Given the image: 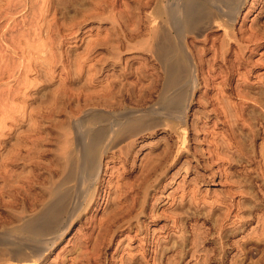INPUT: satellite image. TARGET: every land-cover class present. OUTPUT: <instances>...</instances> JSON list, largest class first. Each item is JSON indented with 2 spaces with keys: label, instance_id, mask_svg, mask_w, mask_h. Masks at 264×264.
I'll use <instances>...</instances> for the list:
<instances>
[{
  "label": "rangeland",
  "instance_id": "obj_1",
  "mask_svg": "<svg viewBox=\"0 0 264 264\" xmlns=\"http://www.w3.org/2000/svg\"><path fill=\"white\" fill-rule=\"evenodd\" d=\"M67 1L0 0V230L52 200L70 167L69 154H78V120L89 109L93 113L116 107L141 109L157 99L158 92L149 93L157 66L151 53L155 0ZM215 29L188 38L194 55L197 48L202 55L196 59L204 61L197 63L201 71L209 82L216 79V86L204 82L195 92L185 143L166 127L119 137L102 160L106 187L97 194L99 203L92 201L82 209L48 255L32 264H264V106L260 105L264 102V0H247L235 21L236 39L245 40V49L236 43L218 52L222 38L213 39L223 37V30L205 41L206 33ZM119 90L125 95L119 92L124 97L117 100ZM108 94H115L111 100L119 103H108ZM222 95L229 99L219 102ZM238 104L248 108L249 117L243 113L242 122L226 115ZM64 139L74 146L66 141L65 145ZM165 147L173 151L168 165ZM65 152L69 159L67 167L64 159L63 170L60 156ZM155 160L162 161L163 173L160 168L153 185L143 190L145 186L138 184L148 174L146 167L158 164ZM134 197L139 206L144 201L142 207H131ZM10 263L14 264L0 260V264Z\"/></svg>",
  "mask_w": 264,
  "mask_h": 264
},
{
  "label": "bare ground",
  "instance_id": "obj_2",
  "mask_svg": "<svg viewBox=\"0 0 264 264\" xmlns=\"http://www.w3.org/2000/svg\"><path fill=\"white\" fill-rule=\"evenodd\" d=\"M21 1V0H20ZM46 1V0H44ZM100 1V0H99ZM247 0H155V6H154V22L152 25L153 32H152V51L155 61H157L156 66V72L155 77L153 79L151 89L148 91L151 93V95L154 96V92H158V97L156 96V100L154 99L153 103H149L147 106H142L141 109H123L117 107L115 109H112V111L109 110L105 113H93L89 112L90 109L87 111L85 109L84 116L82 115V118L79 123V128L77 127V124L75 127H77V151L78 154L75 156L69 154L70 158V167L68 168V171L63 173L62 179L59 182V186H55L54 194L52 200L46 204V206H42L43 208L36 212L35 214L23 218L21 217L22 221L19 222L16 225H12L8 228H5L3 230H0V260H9V262H13L14 264H32L36 260L41 259L43 256H45L52 248L54 244H56L57 240L65 234V231L70 227L73 220L79 216V213L82 209L87 208L90 203L93 201L94 203H99V197L97 194L103 190V187L105 188V180L101 177L102 172V166H103V157L107 150L110 148V146L119 138L122 136H129L132 135H138L139 133L145 132V131H153L157 129L158 127H166L171 129L173 132L179 133V135L182 136L183 144L185 143V133L187 129V116H188V109L190 107V104L195 96V92L197 89L203 85L205 82L208 86H216V79L210 80L212 82H209L204 75V71L202 72L200 69V66L197 64L199 61L201 63H204V61L200 58L202 55H199V48H197V54L194 55L193 49L189 45L188 38L189 37H195V35H202V33H205L209 29L216 28L215 30H212L211 32L206 33L205 41H209L211 38L213 39L212 35H216L219 30L224 31V36H217L214 38V42L217 40H220L221 38V45L218 52H223L227 48V45L230 44H240L239 46L241 49H245V44L243 38H241V42H239L236 31L233 29L235 25L236 19L239 17V14L245 5ZM12 2V0H11ZM50 2V1H49ZM66 2H68L66 0ZM80 2V1H79ZM97 2V1H96ZM102 2V1H101ZM13 3V2H12ZM147 3V2H146ZM16 4V2H15ZM18 4V3H17ZM78 4V3H77ZM83 4V3H82ZM6 5V3H5ZM44 5V4H43ZM12 6V5H11ZM15 6V5H13ZM86 6V5H85ZM95 6V5H94ZM93 6V7H94ZM4 7V6H3ZM57 7V6H56ZM81 7V6H80ZM40 8V7H39ZM89 8V7H88ZM42 9V8H41ZM87 9V8H86ZM43 11V10H42ZM41 11V12H42ZM79 11V10H78ZM45 13V12H44ZM149 17V16H147ZM153 18V17H152ZM141 20V19H140ZM149 20V19H148ZM153 21V19H151ZM239 20V19H238ZM150 21V20H149ZM151 21V22H152ZM149 22V23H151ZM142 23V22H141ZM41 26V25H40ZM43 27V26H42ZM41 29V28H40ZM263 30V29H261ZM244 32V31H243ZM150 33V32H149ZM263 34V33H262ZM149 36V35H148ZM240 36V35H239ZM117 37V36H116ZM119 37V36H118ZM244 37V36H243ZM196 38V37H195ZM258 38V37H256ZM251 39V37H250ZM122 40V39H121ZM146 40V39H145ZM144 40V41H145ZM248 41V39H246ZM110 41V40H109ZM148 41V40H147ZM145 41V43L147 42ZM199 41V40H198ZM106 42V41H105ZM112 42V41H111ZM110 42V43H111ZM193 42V41H192ZM191 42V43H192ZM196 43V41L194 40ZM204 42V41H203ZM213 42V41H212ZM109 43V42H108ZM246 43V42H245ZM248 43V42H247ZM246 43V45H247ZM194 44V43H193ZM111 45V44H110ZM116 45V44H113ZM112 45V46H113ZM142 45V44H141ZM198 45V44H197ZM213 45V44H211ZM50 46V45H49ZM195 44L193 45L194 48ZM215 45H213L214 47ZM219 46V45H217ZM47 47V46H46ZM151 47V46H150ZM197 47V46H196ZM212 47V48H213ZM232 47V46H231ZM248 47V46H246ZM250 47V46H249ZM148 48V47H147ZM217 48V47H216ZM45 49V48H44ZM113 49V48H112ZM149 49V48H148ZM204 50H207V46L203 47ZM229 49V48H228ZM235 49V48H234ZM252 49V48H251ZM143 50V49H142ZM147 50V49H146ZM52 51V50H51ZM217 51V50H215ZM227 51H230L227 50ZM226 51V53H227ZM143 52V51H142ZM202 52V50H201ZM238 52V51H237ZM112 53V51H111ZM196 53V52H195ZM216 53V52H215ZM244 53V52H243ZM119 54V53H118ZM218 54V53H217ZM223 54V53H222ZM51 55V54H50ZM113 55V54H112ZM152 55V54H151ZM219 55V54H218ZM221 55V54H220ZM197 56H200L197 59ZM216 56V55H215ZM111 57V56H110ZM214 57V56H213ZM200 59V60H199ZM149 60V58H148ZM215 60V59H214ZM224 60V59H223ZM203 61V62H202ZM232 61V60H231ZM199 62V63H200ZM259 63V62H258ZM32 65V64H30ZM151 65V64H150ZM202 65V64H201ZM210 65V64H209ZM140 66V65H139ZM205 66V65H204ZM232 66V65H231ZM82 68V67H81ZM205 68V67H204ZM209 68V67H208ZM80 69V68H79ZM237 69V68H236ZM83 70V69H82ZM90 70V69H89ZM141 70V69H140ZM224 70V69H222ZM84 71V70H83ZM221 71V70H220ZM144 72V71H143ZM146 72V71H145ZM145 72L143 73L145 75ZM202 72V73H201ZM223 72V71H222ZM90 73V72H89ZM131 73V72H130ZM154 73V72H153ZM152 73V74H153ZM221 73V72H219ZM227 73V72H226ZM236 73V72H235ZM238 73V72H237ZM120 74V73H119ZM124 74V73H123ZM140 74V81L143 80L144 75ZM201 74L203 75L201 77ZM224 74V73H223ZM89 75V74H88ZM115 75V74H114ZM138 75V74H137ZM149 75V74H148ZM220 75V74H219ZM230 75V74H228ZM226 75V76H228ZM233 75V74H232ZM240 75V74H239ZM246 75V74H245ZM91 76V75H90ZM94 76V74H93ZM118 76V75H117ZM125 76V74H124ZM224 76V77H226ZM247 76V75H246ZM261 76V75H260ZM92 77V76H91ZM121 77V76H119ZM221 77V76H220ZM241 77V76H240ZM80 78V77H79ZM117 78V77H116ZM114 79V81L116 80ZM209 78V77H208ZM212 78H215L212 76ZM223 78V77H222ZM261 78V77H260ZM90 79V78H89ZM93 79V77L91 78ZM90 79V80H91ZM120 79V78H119ZM224 79V78H223ZM228 79V78H227ZM245 79V77H244ZM247 79V78H246ZM107 81V80H106ZM219 81V80H218ZM226 81V80H225ZM248 81V80H247ZM108 82V81H107ZM110 82V81H109ZM122 82V80H121ZM138 82V81H137ZM262 82V81H261ZM114 83V82H113ZM129 83V82H128ZM132 83V82H131ZM237 83V82H236ZM122 84V83H121ZM130 84V83H129ZM120 85V84H119ZM140 85V83H139ZM218 85V84H217ZM240 85V84H239ZM107 86V84H106ZM105 86V87H106ZM113 86V84H112ZM148 87V85H146ZM220 86V85H219ZM237 86V84H236ZM251 86V85H250ZM249 86V87H250ZM103 87V86H102ZM109 87H111L109 85ZM115 87V85H114ZM117 87L118 86L117 84ZM143 87V86H141ZM234 87V86H233ZM240 87V86H239ZM238 87L237 90L240 88ZM248 87V86H247ZM112 88V87H111ZM110 88V89H111ZM123 88V86L121 87ZM223 88V87H222ZM243 88V87H242ZM255 88V87H254ZM82 89V88H81ZM80 89V90H81ZM87 89V88H86ZM89 89V88H88ZM106 89V88H105ZM109 88L106 90H110ZM233 89V88H232ZM91 90V89H90ZM99 90V89H98ZM105 90V91H106ZM118 90V89H117ZM123 89H121L122 91ZM219 90V88H218ZM235 90V89H234ZM247 90V88H245ZM249 90V89H248ZM82 91V90H81ZM84 91V89H83ZM86 91V90H85ZM101 91V90H100ZM99 91V92H100ZM111 94L113 93V90H111ZM115 91V90H114ZM121 91L119 90L115 96H119L121 94ZM242 91V90H240ZM94 92V90H93ZM98 92V91H97ZM108 92V91H107ZM120 94L118 95V93ZM237 92V91H236ZM239 92V91H238ZM242 95L246 96V93H243ZM247 94L251 91H246ZM66 93V91H65ZM91 93V92H90ZM96 93V92H95ZM106 93V92H105ZM124 95V91L122 92ZM148 93V95H149ZM257 93V92H256ZM255 93V94H256ZM261 92L260 94H262ZM57 94V93H56ZM121 94V95H123ZM240 94V93H239ZM254 94V93H253ZM70 95V94H69ZM96 95V94H95ZM106 95V94H105ZM143 95V94H142ZM230 95V94H229ZM241 95V94H240ZM241 95V97H242ZM251 95V93H250ZM264 94H262L263 96ZM56 96V95H55ZM66 96V95H65ZM76 96V95H74ZM104 96V95H103ZM107 96L110 97L108 94ZM106 96V98H108ZM141 96V95H139ZM144 96V95H143ZM202 96V95H201ZM218 96V95H217ZM252 96V95H251ZM63 97V96H62ZM96 97V96H94ZM105 97V96H104ZM111 97L109 100H111ZM120 97V96H119ZM118 97V98H119ZM122 98L124 96H121ZM120 97V98H121ZM250 97V96H249ZM260 97V96H259ZM65 98V97H64ZM78 98V97H77ZM117 98V100H118ZM139 97L137 96V99ZM245 98V97H244ZM248 96H246V99ZM263 98V97H262ZM59 99V98H58ZM86 99V98H85ZM88 99V98H87ZM92 99V98H91ZM95 99V98H94ZM103 99V98H102ZM144 99V98H143ZM143 99H141V102ZM216 99V98H215ZM219 102L222 100H228L224 99L223 95L222 97H218ZM216 99V100H217ZM249 99V98H248ZM251 99V97H250ZM264 99V98H263ZM262 99V100H263ZM106 100V99H105ZM113 100V99H112ZM111 101H108V103L112 104ZM140 101V99H138ZM138 100H136L138 102ZM147 100V99H145ZM212 100V99H211ZM57 101V100H55ZM59 101V100H58ZM114 102L119 103L118 101H115V98L113 100ZM205 101V100H204ZM260 101V100H259ZM99 102V101H98ZM114 106L116 103H114ZM212 102V101H211ZM224 102V101H223ZM222 102V103H223ZM230 102V101H229ZM227 103L226 105L230 104ZM261 102V101H260ZM92 103V102H91ZM95 103V102H93ZM139 103V102H138ZM221 103V104H222ZM238 103V102H237ZM236 103V104H237ZM247 103V102H246ZM60 104V103H59ZM98 104V103H97ZM106 104V102H105ZM104 104V105H105ZM120 104H122L120 102ZM143 104V103H142ZM224 104V103H223ZM235 104V103H234ZM233 104V105H234ZM242 104V103H241ZM239 105L231 114L229 112L226 114V110H224L225 114L229 117L235 118L237 121H240L242 118V115H245L247 113L248 108H246L243 105ZM258 104V103H257ZM25 105V104H24ZM83 105V104H82ZM109 105V104H107ZM119 106V104H117ZM140 105V104H138ZM137 105V106H138ZM219 105V104H218ZM232 105V104H231ZM260 105L264 106V102H262ZM20 106V105H19ZM76 106V105H75ZM95 106V105H94ZM141 106V105H140ZM222 106V105H220ZM236 106V105H235ZM34 107V106H33ZM37 107V106H36ZM67 107V106H66ZM92 107V106H91ZM110 107V105H109ZM112 107V106H111ZM224 108V106H222ZM23 108V107H22ZM39 108V107H37ZM84 108V107H83ZM113 108V107H112ZM216 108V107H214ZM227 109V107L225 106ZM224 108V109H225ZM230 108V106H229ZM228 108V109H229ZM233 108V107H231ZM25 109V108H24ZM33 109V108H32ZM41 109V108H40ZM43 109V107H42ZM67 109V108H66ZM78 109V108H77ZM217 109V108H216ZM215 109V111H216ZM31 110V109H30ZM36 110V109H35ZM48 110V109H47ZM60 110V109H59ZM82 110V109H81ZM95 110V109H94ZM107 110V109H106ZM223 110V109H222ZM253 110V109H252ZM251 110V111H252ZM17 111V110H16ZM15 111V112H16ZM39 111V110H38ZM64 111V110H63ZM79 111V109H78ZM97 110H95L96 112ZM256 111V110H255ZM263 111V110H262ZM261 111V112H262ZM74 112V111H72ZM71 112V113H72ZM99 112V111H98ZM197 112V111H196ZM212 112V111H211ZM246 112V113H245ZM249 112V111H248ZM253 112V111H252ZM260 113V116L261 115ZM14 113V112H13ZM12 113V114H13ZM27 113V112H26ZM25 113V114H26ZM31 113V112H30ZM56 113H58L56 111ZM68 113V112H67ZM76 113V112H75ZM223 113V112H222ZM245 113V114H243ZM255 112H253L254 114ZM263 113V112H262ZM47 114V113H46ZM224 114V115H225ZM253 117V114L250 113ZM42 115V114H41ZM50 115V114H49ZM55 115V114H54ZM220 115V114H219ZM225 115V116H226ZM247 115V114H246ZM245 115V116H246ZM258 115V114H257ZM257 115L255 116L257 118ZM25 116V115H24ZM33 116V115H32ZM201 116V115H200ZM199 116V117H200ZM244 116V119H246ZM248 116V115H247ZM13 117V116H12ZM230 117V118H231ZM249 117V116H248ZM247 117V118H248ZM14 118V117H13ZM22 118V117H21ZM33 118V117H32ZM227 118V117H226ZM232 118V119H233ZM254 118V117H253ZM253 118L252 121L254 120ZM234 119V120H235ZM243 119V120H244ZM14 120V119H13ZM62 120V119H61ZM68 120V119H67ZM76 120V119H74ZM195 120V119H194ZM222 120V119H221ZM228 120V119H227ZM236 123L237 121H234ZM250 120V119H249ZM247 120V121H249ZM259 120V119H258ZM34 121V120H33ZM32 121V122H33ZM215 121V120H214ZM232 122V120H230ZM14 122V121H13ZM17 122V121H16ZM22 122V121H21ZM68 122V121H67ZM73 122V121H72ZM71 122V123H72ZM242 122V120H241ZM251 122V120L249 121ZM247 122V125L252 124V122L249 124ZM255 122V121H254ZM216 123V122H215ZM231 123L233 127H235V124ZM240 123V122H239ZM244 123V122H243ZM246 123V122H245ZM260 123V122H259ZM264 123V122H263ZM262 123V124H263ZM14 124V123H13ZM60 124V123H59ZM234 124V125H233ZM238 124V122H237ZM236 124V125H237ZM255 124V123H254ZM252 124V125H254ZM20 125V124H19ZM18 125V126H19ZM30 125V124H29ZM69 125V124H68ZM74 125V124H72ZM218 125V124H217ZM228 125V124H227ZM241 125V124H240ZM246 125V124H245ZM257 125V124H256ZM256 125L254 128H256ZM32 126V125H31ZM35 126V125H33ZM211 126V125H210ZM251 126V125H250ZM63 128V126H61ZM208 127V126H207ZM233 127H231L233 129ZM243 127V126H242ZM247 127V126H246ZM258 127V126H257ZM196 128V127H195ZM241 128V126H240ZM14 129V128H13ZM31 129V128H30ZM198 129V128H197ZM251 129V128H250ZM253 129V127H252ZM258 129V128H257ZM12 130V129H11ZM63 130V129H62ZM206 130V129H205ZM255 131V130H254ZM254 131L253 134H254ZM13 132V131H12ZM198 132V131H197ZM236 132V131H235ZM75 133V132H73ZM150 133V132H149ZM216 133V132H215ZM256 133V132H255ZM20 135V134H19ZM70 135V134H68ZM67 136V135H66ZM226 136V135H225ZM62 137V136H61ZM243 137V136H242ZM60 138V137H59ZM74 138V137H73ZM211 138V137H210ZM62 139V138H61ZM59 139V140H61ZM68 139V138H67ZM71 139V138H70ZM126 139V138H125ZM177 140V139H176ZM229 140V139H228ZM251 140V139H250ZM64 139V143H65ZM72 141V139H71ZM134 141V140H133ZM136 141V140H135ZM19 142V141H18ZM69 141H66L68 143ZM132 142V141H131ZM179 142V140L177 141ZM17 143V142H16ZM15 143V144H16ZM62 143V144H64ZM65 143V145H67ZM119 143V142H118ZM129 143V142H128ZM216 143V142H215ZM220 143V142H219ZM238 143V142H237ZM14 144V143H13ZM61 144V145H62ZM72 144V143H71ZM75 144V143H74ZM132 144V143H131ZM218 144V143H217ZM222 144V143H221ZM225 144V143H224ZM230 144V143H229ZM247 144V143H246ZM250 144V143H249ZM70 145V142H69ZM68 145V146H69ZM73 145V144H72ZM70 145V146H72ZM128 145V144H127ZM168 145V144H167ZM166 145V146H167ZM223 145V144H222ZM16 146V145H15ZM19 146V145H18ZM69 146V147H70ZM74 146V145H73ZM170 146V145H168ZM237 146V145H236ZM22 147V146H20ZM123 147V146H122ZM184 146L181 145L178 151H181V149ZM244 147V146H243ZM248 147V146H247ZM252 147V146H250ZM11 148V147H10ZM9 148V149H10ZM129 148V147H128ZM212 148V147H211ZM229 148V147H228ZM62 149V147H61ZM69 149V148H68ZM113 149V148H112ZM166 149V147H165ZM164 149V150H165ZM172 149V147H171ZM171 149H166V153L162 152L166 155L165 165H168L170 159L173 157V151ZM174 149V148H173ZM244 149V148H243ZM255 149V148H254ZM253 149V150H254ZM13 150V149H12ZM58 150V149H57ZM75 150V148L70 149ZM213 150V149H212ZM229 150V149H228ZM11 151V150H10ZM63 149L60 150V154L62 153ZM67 152V148L65 149ZM129 151V149H128ZM218 151V150H217ZM223 151V150H222ZM22 152V151H21ZM66 155H61V168L64 170V159L65 163L67 161L68 166V157L67 153ZM70 152V151H69ZM219 152V151H218ZM73 153V152H72ZM180 153V152H179ZM178 153V154H179ZM18 154V152H17ZM16 154V155H17ZM20 154V153H19ZM59 154V155H60ZM152 154V152H151ZM214 154V153H213ZM220 154V153H219ZM253 154V153H252ZM13 155V154H12ZM156 155V154H154ZM153 155V156H154ZM163 155V154H161ZM160 155V156H161ZM244 155V154H243ZM251 155V154H250ZM15 156V155H14ZM25 156V155H24ZM23 156V157H24ZM65 156V157H64ZM129 156V155H128ZM150 156V155H149ZM157 156V155H156ZM159 156V155H158ZM177 156V155H176ZM212 156V155H211ZM223 156V155H222ZM262 156V155H261ZM27 157V156H26ZM66 157L68 159H66ZM12 158V157H11ZM19 158V157H18ZM150 158V157H149ZM152 158V157H151ZM164 158V157H163ZM163 158H159L162 160ZM14 158H12L13 160ZM60 159V158H59ZM173 159V158H172ZM25 160V159H24ZM129 160V159H128ZM153 160V158H152ZM232 160V159H231ZM59 161V160H58ZM159 160H155L154 162L158 163ZM152 161H150L151 163ZM162 162V161H161ZM159 162V163H161ZM17 163V162H16ZM57 163V162H56ZM152 164L150 167H146L145 171L148 173L145 179H142L141 182L138 184L139 186L144 185L145 187L141 186V189L144 188L148 189L151 185H153V182L157 179V175L159 174L158 171L161 167H163L160 164ZM210 163V162H209ZM60 164V163H58ZM149 164V162H148ZM150 165V164H149ZM164 165V163H163ZM164 165V166H165ZM59 166V165H58ZM58 168V167H57ZM60 168V166H59ZM144 169V168H143ZM162 169V168H161ZM58 170V169H57ZM56 170V171H57ZM62 170V171H63ZM67 169H65L66 171ZM59 172V171H58ZM160 172V171H159ZM145 173V174H146ZM163 173V169H162ZM59 174V173H58ZM13 175V174H12ZM11 176V175H10ZM56 176V175H55ZM24 177V176H23ZM140 177V176H139ZM18 178V177H17ZM59 178V177H58ZM142 178V177H141ZM17 180V179H16ZM140 180V179H139ZM16 182V181H14ZM73 183H76L73 185ZM13 184V183H12ZM109 184V183H108ZM128 184V183H127ZM131 184V183H130ZM16 185V184H15ZM19 184H17L18 186ZM136 186V184H134ZM137 185V186H138ZM122 186V185H121ZM126 186V185H125ZM132 186V185H131ZM138 186V187H139ZM14 187V184H13ZM108 187V185H107ZM124 187V186H123ZM128 187V186H127ZM130 187V186H129ZM17 188V187H16ZM118 188V187H117ZM131 188V187H130ZM12 189V187H11ZM45 190V189H44ZM52 190V188H51ZM40 191V190H39ZM147 191V190H146ZM13 192V191H12ZM15 192V191H14ZM44 192V191H43ZM42 192V193H43ZM53 192V191H52ZM19 193V192H18ZM48 193V192H47ZM46 193V194H47ZM50 193V192H49ZM48 193V194H49ZM144 193V192H143ZM45 194V193H44ZM122 194V193H121ZM120 194V195H121ZM124 194V193H123ZM137 194V193H136ZM11 195V194H10ZM133 195V194H132ZM143 194H141L142 196ZM52 196V193H51ZM104 196V195H103ZM102 196V197H103ZM131 196V195H130ZM135 196V195H134ZM137 196V195H136ZM16 197V196H15ZM47 197V196H46ZM121 197V196H119ZM128 197V196H127ZM133 197V196H132ZM192 197V196H191ZM197 197V196H196ZM36 198V197H35ZM41 198V196H40ZM49 198V197H48ZM47 198V199H48ZM118 198V197H117ZM116 198V199H117ZM135 198V197H134ZM141 198V197H140ZM115 199V198H114ZM132 200V198H130ZM142 199V198H141ZM195 199V198H194ZM193 199V200H194ZM11 200V199H10ZM13 200V199H12ZM118 200V199H117ZM116 200V201H117ZM130 200V201H131ZM17 201V200H16ZM24 201V200H23ZM123 201V200H122ZM202 201V200H201ZM149 202V201H148ZM11 203V202H10ZM27 203V202H26ZM41 203V202H40ZM43 203V202H42ZM134 204H130L136 207L139 204H141L140 200L135 198ZM198 203V202H197ZM36 204V203H35ZM116 204V203H115ZM122 204V202H121ZM129 204V203H128ZM144 204V201L142 202V206ZM117 205V204H116ZM128 205V206H130ZM31 206V205H30ZM35 206V205H34ZM41 206V205H40ZM38 206V207H40ZM120 206V205H119ZM123 206V205H122ZM139 206V205H138ZM137 206V207H138ZM141 206V205H140ZM139 206V207H140ZM141 206V207H142ZM32 207V206H31ZM118 208V206H116ZM115 207V208H116ZM27 208V207H26ZM34 208V207H33ZM120 208V207H119ZM123 208V207H122ZM126 207H124L125 209ZM129 208V207H128ZM23 209V208H22ZM39 209V208H37ZM123 209V210H124ZM130 209V208H129ZM132 209V208H131ZM130 209V210H131ZM135 209V208H134ZM132 209V210H134ZM21 211V210H20ZM118 211V210H117ZM122 211V210H121ZM120 211V212H121ZM126 211V210H125ZM128 211V210H127ZM124 212V211H123ZM133 212V211H132ZM34 213V212H33ZM126 213V212H124ZM123 213V215H124ZM128 213V212H127ZM118 215V214H117ZM113 215V217H117ZM122 215V214H121ZM121 215H118L119 217ZM131 214H129L130 216ZM133 216V215H132ZM17 218V217H16ZM14 218V219H16ZM125 218V217H124ZM127 218V217H126ZM66 219V221H65ZM114 219V218H113ZM112 219V222L115 220ZM123 219V217H122ZM132 219V218H131ZM19 220V219H18ZM111 221V219L107 220V222ZM118 221V220H117ZM110 222V223H112ZM109 223V224H110ZM115 223V221H114ZM117 223V222H116ZM108 225V224H107ZM111 225V224H110ZM114 224H112L113 227ZM115 226V225H114ZM109 227V226H108ZM107 228V227H106ZM105 229V228H104ZM113 229V228H112ZM107 230V229H106ZM111 230V228H110ZM163 248V247H162ZM51 251V250H50ZM48 255V254H47ZM46 255V256H47ZM12 264V263H10Z\"/></svg>",
  "mask_w": 264,
  "mask_h": 264
}]
</instances>
